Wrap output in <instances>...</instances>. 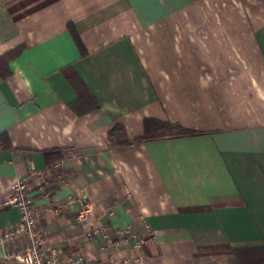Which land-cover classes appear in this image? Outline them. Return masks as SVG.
Masks as SVG:
<instances>
[{
  "label": "crops",
  "instance_id": "1",
  "mask_svg": "<svg viewBox=\"0 0 264 264\" xmlns=\"http://www.w3.org/2000/svg\"><path fill=\"white\" fill-rule=\"evenodd\" d=\"M147 120L200 133L142 139ZM16 178L64 256L244 263L264 247V0H0V236Z\"/></svg>",
  "mask_w": 264,
  "mask_h": 264
},
{
  "label": "built area",
  "instance_id": "2",
  "mask_svg": "<svg viewBox=\"0 0 264 264\" xmlns=\"http://www.w3.org/2000/svg\"><path fill=\"white\" fill-rule=\"evenodd\" d=\"M36 177L44 188L46 181L42 172L31 167L28 177ZM48 196V193L45 194ZM6 206L16 208L19 211L18 222L6 229L0 236V243L7 246L4 259L21 264H149V258L144 253H137L134 256H123L115 258L110 256L106 260H89L83 256H64L62 251L49 244L45 234L37 226V222L42 214L39 206L35 205L33 198L29 194L28 178H16L10 185L9 195L5 201ZM67 202L50 207L55 213L67 207ZM93 211V204L84 201L77 212L76 219L81 225H88ZM143 227L147 231L145 238L137 239L136 234L128 229L116 230L114 238L137 239L134 248L137 249L147 241L154 239V232L148 223L143 221ZM110 228L105 224H100L96 228H91L88 236L101 234L109 237Z\"/></svg>",
  "mask_w": 264,
  "mask_h": 264
},
{
  "label": "trees",
  "instance_id": "3",
  "mask_svg": "<svg viewBox=\"0 0 264 264\" xmlns=\"http://www.w3.org/2000/svg\"><path fill=\"white\" fill-rule=\"evenodd\" d=\"M150 122L154 124V131L147 133V135H144L142 139H157L164 137L177 138L182 136L197 135L200 133L188 128H184L181 125L175 123L147 120V124ZM119 131H121L119 125L113 126L109 130V137L111 139L116 138ZM242 253L246 254V261L242 264H264V247L249 249L247 251H242Z\"/></svg>",
  "mask_w": 264,
  "mask_h": 264
}]
</instances>
